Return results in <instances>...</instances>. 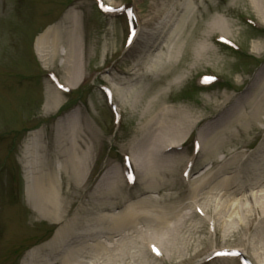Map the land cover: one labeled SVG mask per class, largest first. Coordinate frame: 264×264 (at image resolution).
I'll return each mask as SVG.
<instances>
[{"label":"rangeland","instance_id":"rangeland-1","mask_svg":"<svg viewBox=\"0 0 264 264\" xmlns=\"http://www.w3.org/2000/svg\"><path fill=\"white\" fill-rule=\"evenodd\" d=\"M103 1L113 8L132 7L146 32L149 27L158 29L153 46L144 47V37L125 46L129 21L123 14L101 13L94 0H0V264H56L70 248H76L83 264H143V259L147 264H240L238 258L206 259L220 249H238L253 264H264V16L249 0H204L202 5L201 0H179L176 5L169 0ZM186 1L191 11L177 37L174 29L187 11ZM161 5L163 10L155 15ZM215 17L227 24L224 35L239 47L237 52L217 41L220 33L205 39ZM50 28L57 30L58 42L49 39L38 51L36 37ZM66 33L73 40L65 38ZM203 44L212 55L200 68L191 69L194 51ZM169 52L174 59L167 78L146 76L148 64ZM68 61L77 75H86L84 89L77 90L79 79L69 84ZM93 70L97 74L92 76ZM51 71L74 88L71 94L58 91L42 76ZM181 74L187 75L185 81L168 86ZM203 75L216 81L200 86ZM102 86L111 88L120 103L122 124L116 132ZM162 109L178 115L162 116ZM180 113L206 120L187 139L168 141L161 136V125L170 120L177 125ZM230 115L243 123L247 135L230 127L235 142L220 136L223 143L194 156L193 143L201 142L204 125ZM258 115L261 122L249 128L248 119ZM150 120L154 130L146 133ZM70 121L75 126L73 138ZM169 143L174 145L166 146ZM139 148L154 162L150 164L167 159L175 170L168 175L154 166L141 170L135 157ZM84 152L87 170L77 179L69 158ZM123 156L131 160L133 186L124 183ZM44 161L50 162L59 183L65 209L58 218L37 209L32 181L43 175L37 169ZM187 161L193 166L191 183L201 185L194 195L182 174ZM225 180H230L231 191L222 186ZM140 201L142 209H136ZM218 206L226 209L219 211ZM131 209L141 212L135 225L124 222V212ZM161 213L189 215L174 222L180 233L173 256L177 252L181 263L176 258L163 260L166 252L158 244L167 239L156 220ZM248 217L251 223L246 227ZM59 231L62 236L55 240ZM140 231H147L148 240L139 238ZM135 239L140 253L131 248ZM150 242L159 247L162 259L151 254ZM98 243L106 247L99 260L91 254Z\"/></svg>","mask_w":264,"mask_h":264},{"label":"bare ground","instance_id":"bare-ground-1","mask_svg":"<svg viewBox=\"0 0 264 264\" xmlns=\"http://www.w3.org/2000/svg\"><path fill=\"white\" fill-rule=\"evenodd\" d=\"M178 1L179 0H169L167 2H169L171 5L172 4L176 5V3ZM249 1H250V4L252 5V7L255 9V11L258 13V15L259 16L262 15L261 17H263L264 16V0H249ZM164 3H166V1ZM189 3H190L189 1L184 2V6H185L187 11H184V13L181 15V19L179 20V26H177V28L174 29L175 32L173 31L175 34L177 33V37L181 36V34H182L181 27L182 28L184 27V24L182 23L183 20H185V18H187L190 14L191 5ZM203 3H204V0L199 1V5H202ZM199 5L197 6L198 9L200 7ZM161 10H163L162 5H161V9L157 10L155 15H157V13H160ZM72 17H73V20L75 22V26L77 28V17L74 15ZM149 29H150V31L146 32L144 29L140 28V30H138V33H137L136 38L134 40V44L140 43L141 41L139 39L144 37L143 46L144 47H152L154 42H155V39H154L155 33H156L155 31H158V29H155L153 27H149ZM55 31H57V30L50 28V29L44 31L43 33L39 34L36 37L35 44H36V47L38 48V51H39V48H40V50L43 49V46H45V44H47L46 42L49 39L53 38L58 42V34H56L57 32H55ZM225 32H228L227 24H225L221 19L215 17L211 20L210 25L206 28V31H205L206 38L205 39L206 40L209 39L215 33H220L221 36L226 39L227 37H226V35H224ZM73 35H74V38H76L75 31L73 32ZM73 35L70 36L68 33H66L65 38L73 40ZM76 35H77V33H76ZM167 39H169V36L167 37ZM177 40H178V38H177ZM177 40L174 44V46L176 48L179 46V42ZM54 52L56 53V51H54ZM143 53H144V51L143 52L141 51L139 53V56H143ZM209 55H212V51H211L209 46H207V45L205 46V44H203L199 48H197L194 51V55H193L194 58H193L191 69L200 68L201 65L203 64V61L207 60ZM173 59H174L173 52H169V54L166 57H163L161 55L156 56L155 59L152 60L148 64V67L146 68V71L144 72V73H146L145 75L148 77L153 76V75H161V78H165V77L167 78L168 75L165 72L168 69V67L170 66V64L173 62ZM165 60H167V61H165ZM66 65H67V67L69 66L71 68L70 69L71 73L69 72V74H70V79L68 80L69 84L72 80L77 81L79 78H81V74L77 75V70L75 69V66L72 64V62L68 61V63H66ZM65 68H66V66H65ZM65 70L69 71L68 69H65ZM186 78H187V75H185V74H181L178 77L174 76L173 78H171L168 81V86H170L171 88L179 86L183 81L186 80ZM112 99L116 102V104H118V106L120 105V103L116 101L114 95H113ZM149 105H152L151 101H150ZM132 106L134 107V105H132ZM160 113L162 116H167V117L168 116L170 117L172 115H178V114H176V110H170V109L166 110V111L162 109L160 111ZM69 118H70V120H72L71 117H69ZM233 118H234V116L230 115V116H226V117L220 118L218 120L212 121L211 123L208 122L207 125H204V127L200 130V135L202 137V140L200 142L201 143L200 152L202 151V149L203 150L205 148L210 149L211 147L214 148V147H216L215 146L216 144H218L220 142L223 143L224 141L220 140V138H219L220 136H228L229 137V139L226 140L225 142H228V141L235 142L234 133L231 132L230 127H234V126L238 127L239 128L238 134L240 136H242L244 134L247 135L248 130L247 129L242 130L243 128L240 125L243 123H241L240 121H235V120H233ZM166 119H168V118H166ZM155 120H158L157 117L155 118ZM205 120L206 119H204V118L203 119H195L194 117H191L190 114L188 115V114H184V113L181 114L180 113L179 116L176 117L177 125H175V124L172 125V123H170L171 120L169 122H166L163 125H161V136L167 138L168 141H172V140L174 141L176 139L175 142H178L179 138H181V140L183 138L187 139L188 136L191 134L192 130H194L196 128L197 124H201ZM72 121H70V123H69L68 132H69V136H71L73 138L74 133H75V126H74V122H72ZM151 121L152 120L148 121V125L151 124L150 123ZM247 122L249 124V128L254 127L256 125V123L261 122L260 116L259 115L258 116H252V118H249ZM153 126H154V122L151 124L150 128L147 129L150 131H145V130H143V131L146 133H149V132L154 130V129L152 130ZM158 129L160 130V127ZM172 145H174V144L169 143L166 146L169 147ZM27 149H28V151L31 150L30 147ZM86 156H87V154L84 152L80 156L76 155L75 157L72 156L71 158H69V161L71 162L70 167L72 169V174L77 179H80L83 176H85V172L87 170V158H86ZM135 157L137 158V162H138L139 168L141 170H144L150 166L151 167L154 166L155 169L158 171L164 170V172H166L165 174H167V175L169 173H172L175 170V164L170 163V162L168 163L167 159L159 158V162L157 164L155 163V165H152V164H154V162L150 161L151 159L149 160V157L147 156V154L142 152L141 148H139V150H137ZM34 158H37V154L35 155ZM150 162L152 164H150ZM187 163H186V165H187ZM37 170L44 171L43 175H41V178H39V180L33 179V181H32V183H33L32 186L34 187V191H35V195H36V203L38 204V207H37L38 211L45 213L47 216H51V217H55V218H58V216L61 217L63 214V212H61V210L65 209V208H64V205H62V202H63V201H61L62 196L60 193H58L59 183L56 181V179L53 175L50 162L48 163V161H44L43 163H41L40 168H38ZM188 177H189V181L187 179V186L189 187V190H190L189 193L193 194V195L197 194L201 190V185L199 183H193V182L191 183L190 179L193 177L192 174H190ZM229 182H230V180H225L222 183L223 184L222 186L226 190L231 189ZM240 188H241V185L238 187V189H240ZM232 192L235 193L236 191L232 190ZM142 205H143L142 201H140V202H138V204H135L134 207L136 209H138V208L142 209ZM195 206L196 205H193L192 207L195 208ZM232 206H233V204L228 206L227 209L228 208L231 209ZM224 208L226 209V207L218 206L219 211L225 210ZM59 209H60V212L58 211ZM252 210H253V208H251V212H252ZM135 211L136 210L131 209L128 212L127 211L124 212V214H123L124 215V222L126 224L135 225L134 224L135 219H137V217L139 218L140 217L139 215H141L140 211H137V212H135ZM58 212H59V215H58ZM178 215L179 214L175 215L173 213H167V214L161 213L158 215V217H156L157 218L156 220H158V223L161 225L160 228L163 229L162 230L163 232H161V233H164V236L167 239L166 242H163L160 240L159 244H158L161 248H163L164 252H166V253L163 252L164 253V259L163 260L164 261L165 260H174L176 258L177 259L176 262L181 263V261L183 262V260H182L181 256H179L177 254V252H176L177 256H173V251L175 250L174 248H176V246H177L176 242H177V240H179L178 235L180 233L179 229H177V226L175 227V223L179 221L176 219H179L181 214H180V216H178ZM188 216L189 215L187 213H185L184 215L181 216V219L186 220V218ZM171 218L174 219L172 224H171V222H169V219H171ZM122 220H123V218H122ZM250 222H251L250 218L248 217L245 226L247 227ZM213 226H214V223H213ZM224 229H226V228H224ZM214 230L216 231V227H214ZM226 230H228V229H226ZM138 233L141 236L139 238L142 239V237L144 236L143 241L148 240V239H146L147 231H143V232L140 231ZM173 234H175V235L173 236ZM56 236L57 237L55 240H58V238L60 236H62V231H59ZM134 243L135 244L131 246L132 250L134 251L135 249H137V252L140 253L141 249L138 246L139 240L135 239ZM140 243H141V241H140ZM263 243H264V235H263ZM142 244H144V243L142 242ZM149 244H153V243L150 242ZM149 244H147V245H149ZM105 248H106L105 245H102L101 243L95 244L93 246V248L91 249L92 250L91 254L94 257V259L96 258L97 260H99V259L104 258L106 255ZM121 249H119V250H121ZM134 252H136V251H134ZM160 252H161V250H160ZM80 254H82V253H80ZM129 254H131V253H129ZM131 255H132V257H134L133 254H131ZM149 262H151V261H149ZM83 263H84V260L81 257H79V252L76 250V248H70V249H67L65 251V253L60 257L59 261L56 264H83ZM43 264H51V263L45 262ZM143 264H147V262L145 263L144 259H143Z\"/></svg>","mask_w":264,"mask_h":264}]
</instances>
